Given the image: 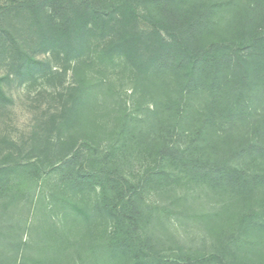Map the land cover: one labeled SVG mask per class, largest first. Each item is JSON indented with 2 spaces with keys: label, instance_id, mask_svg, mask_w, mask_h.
I'll list each match as a JSON object with an SVG mask.
<instances>
[{
  "label": "trees",
  "instance_id": "16d2710c",
  "mask_svg": "<svg viewBox=\"0 0 264 264\" xmlns=\"http://www.w3.org/2000/svg\"><path fill=\"white\" fill-rule=\"evenodd\" d=\"M2 66L61 89L0 264H264V0H5Z\"/></svg>",
  "mask_w": 264,
  "mask_h": 264
},
{
  "label": "rangeland",
  "instance_id": "374dc122",
  "mask_svg": "<svg viewBox=\"0 0 264 264\" xmlns=\"http://www.w3.org/2000/svg\"><path fill=\"white\" fill-rule=\"evenodd\" d=\"M5 0H0V5ZM141 25L143 21L141 20ZM45 58L46 54H38ZM6 67L0 68V75L6 73ZM64 85L70 81V73L63 79ZM58 84L59 81L55 80ZM8 101H0V157L11 152L20 157L31 141L34 131L44 130L43 121L57 112L60 101L57 99V89L60 85L51 86L41 80L21 82L11 76L2 83ZM60 87V88H58Z\"/></svg>",
  "mask_w": 264,
  "mask_h": 264
}]
</instances>
